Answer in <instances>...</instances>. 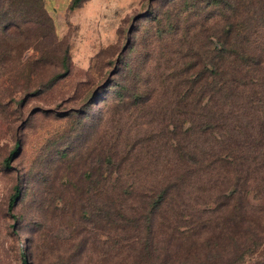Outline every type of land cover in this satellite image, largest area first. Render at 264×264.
<instances>
[{
  "label": "rangeland",
  "instance_id": "374dc122",
  "mask_svg": "<svg viewBox=\"0 0 264 264\" xmlns=\"http://www.w3.org/2000/svg\"><path fill=\"white\" fill-rule=\"evenodd\" d=\"M228 42L264 49V0H0V264H264V145L230 241L210 196L222 167L186 180L174 233L162 214L127 240L83 215L100 155L125 159L100 164L105 188L112 170L139 191L188 151L191 95ZM248 115L255 133L264 104Z\"/></svg>",
  "mask_w": 264,
  "mask_h": 264
},
{
  "label": "trees",
  "instance_id": "16d2710c",
  "mask_svg": "<svg viewBox=\"0 0 264 264\" xmlns=\"http://www.w3.org/2000/svg\"><path fill=\"white\" fill-rule=\"evenodd\" d=\"M25 13L28 14L25 18L31 17L30 10L23 12ZM229 31L227 29L225 33L229 35ZM254 49L250 45H232L228 42L224 46V57H221L220 65L210 61L212 71L193 90L191 109L185 113L192 124L188 132L193 133V142L187 145L188 151L180 152L179 149V160L176 158L172 164V161L163 164L167 173L164 176L163 173L161 179L159 176L154 183L141 185L138 191L132 186H122L120 180L125 174H116V171L111 170L107 174L115 176L113 186L105 188L106 183H102L104 168L100 164H113L119 159L115 164L120 167L125 159H115L113 155L99 156V165L93 173L97 175L99 183L95 188L97 198L88 206L89 209L83 210V215L90 217L95 230L105 235H110L112 231L127 232L129 235L123 238L127 240L131 236L139 237L142 230L150 231L153 217L162 214L163 219L168 220L163 221L167 223L166 227L174 233L178 227L174 223L183 214L177 211V207L186 206L182 199V189L189 183L186 180L199 171L222 167L227 171L226 176H230L226 178L228 181L210 184L215 188L214 194L210 196L217 195L218 199L215 197L213 203L219 207L218 212L222 214L224 225L216 236L230 241L238 234L239 224L245 220L242 218L244 204L241 201L245 191L247 192V184L255 179L247 158L250 152L264 145V120L257 124L258 130L255 133L252 130L254 123L248 120V112L261 117L260 110L264 104L261 98L264 93V49ZM195 79L199 77L196 76ZM227 107H236L238 115H231ZM200 136L203 137L202 141ZM18 196L19 189L16 186L9 202V210ZM219 200L224 201L223 204ZM167 210L172 212V216L169 214L164 217ZM172 233L170 236L175 238ZM218 243L221 244V238ZM243 258L244 251L235 260L242 262Z\"/></svg>",
  "mask_w": 264,
  "mask_h": 264
}]
</instances>
